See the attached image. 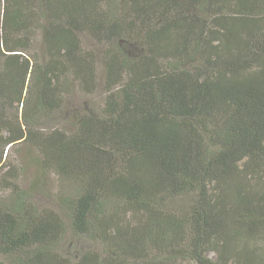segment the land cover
I'll use <instances>...</instances> for the list:
<instances>
[{
	"label": "trees",
	"instance_id": "obj_1",
	"mask_svg": "<svg viewBox=\"0 0 264 264\" xmlns=\"http://www.w3.org/2000/svg\"><path fill=\"white\" fill-rule=\"evenodd\" d=\"M0 264H264V0H0Z\"/></svg>",
	"mask_w": 264,
	"mask_h": 264
},
{
	"label": "rangeland",
	"instance_id": "obj_2",
	"mask_svg": "<svg viewBox=\"0 0 264 264\" xmlns=\"http://www.w3.org/2000/svg\"><path fill=\"white\" fill-rule=\"evenodd\" d=\"M83 38L89 46H93L95 44L87 36H84ZM72 98L73 103L76 106L81 105V109L85 105L96 106V97L87 104H81L83 95L80 93L74 94ZM15 159L23 168V174L20 177L19 183L24 188L32 189V200L39 204V206L56 208L57 202L55 195L59 191L58 180L53 174H45L41 172L36 161L37 152L27 144H21L15 153ZM82 239L83 238L67 235L61 245L60 251L64 254H69L72 250H74V248L84 249L88 246L96 247V243ZM210 255L212 254L210 253Z\"/></svg>",
	"mask_w": 264,
	"mask_h": 264
}]
</instances>
